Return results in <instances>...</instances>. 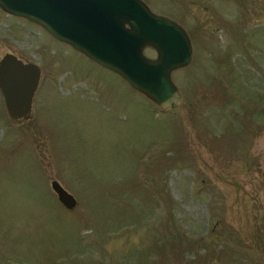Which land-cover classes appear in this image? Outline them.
Segmentation results:
<instances>
[{
	"label": "rangeland",
	"instance_id": "374dc122",
	"mask_svg": "<svg viewBox=\"0 0 264 264\" xmlns=\"http://www.w3.org/2000/svg\"><path fill=\"white\" fill-rule=\"evenodd\" d=\"M142 1L191 42L175 110L0 10L40 69L30 119L0 94V264H264V0Z\"/></svg>",
	"mask_w": 264,
	"mask_h": 264
},
{
	"label": "water",
	"instance_id": "95a60500",
	"mask_svg": "<svg viewBox=\"0 0 264 264\" xmlns=\"http://www.w3.org/2000/svg\"><path fill=\"white\" fill-rule=\"evenodd\" d=\"M0 10L39 26L161 110H174L182 102L172 73L190 64V39L178 23L153 13L142 0H0ZM146 48L155 58L144 55ZM39 79L33 63L11 54L0 59V93L12 123L31 118ZM50 188L63 208L76 207V199L57 181Z\"/></svg>",
	"mask_w": 264,
	"mask_h": 264
}]
</instances>
